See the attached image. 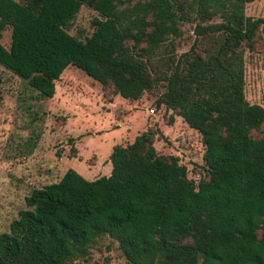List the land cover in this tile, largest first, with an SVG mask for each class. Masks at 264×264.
<instances>
[{"label":"trees","instance_id":"trees-1","mask_svg":"<svg viewBox=\"0 0 264 264\" xmlns=\"http://www.w3.org/2000/svg\"><path fill=\"white\" fill-rule=\"evenodd\" d=\"M251 1L0 0V66L36 98L52 96L67 65L125 99L159 86L154 105L197 131L204 165L188 178L176 156L154 151L150 128L114 144L108 175L67 168L24 196L0 232V264H68L100 236L129 264H264V106L243 97V49L264 28L243 14ZM80 5L97 15L83 39L65 31ZM185 23L193 38L172 55ZM159 48L168 57L156 73L147 59Z\"/></svg>","mask_w":264,"mask_h":264},{"label":"rangeland","instance_id":"rangeland-1","mask_svg":"<svg viewBox=\"0 0 264 264\" xmlns=\"http://www.w3.org/2000/svg\"><path fill=\"white\" fill-rule=\"evenodd\" d=\"M243 14L264 17V0L246 3ZM93 17L95 11L80 5L66 33L83 39L92 30ZM192 26L182 24L169 53L187 50ZM0 44L8 47L9 27L0 32ZM167 57L168 51L159 48L147 65L158 73ZM53 85L51 97L38 99L24 80L0 66V232H6L9 221L25 207L23 198L32 188L56 181L67 168L86 180L108 175L110 146L130 143L147 128L155 130L152 146L157 154L176 156L188 178L203 177L199 134L170 110L154 105L159 86L136 100L125 99L111 95L109 88L73 65H67ZM243 97L249 104L264 106V28L256 32L252 48L243 49ZM68 264L129 263L114 240L100 236L84 257Z\"/></svg>","mask_w":264,"mask_h":264},{"label":"crops","instance_id":"crops-1","mask_svg":"<svg viewBox=\"0 0 264 264\" xmlns=\"http://www.w3.org/2000/svg\"><path fill=\"white\" fill-rule=\"evenodd\" d=\"M112 145H114V144H112ZM112 145H111V146H112ZM111 146H110V149H111ZM107 167H108V165H107ZM106 169H107V168H106ZM108 172H109V171H108Z\"/></svg>","mask_w":264,"mask_h":264}]
</instances>
